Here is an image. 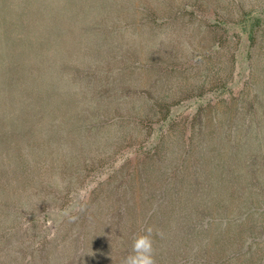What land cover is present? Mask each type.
Returning a JSON list of instances; mask_svg holds the SVG:
<instances>
[{
  "label": "rangeland",
  "instance_id": "374dc122",
  "mask_svg": "<svg viewBox=\"0 0 264 264\" xmlns=\"http://www.w3.org/2000/svg\"><path fill=\"white\" fill-rule=\"evenodd\" d=\"M9 1L1 4V21L13 6ZM143 1L153 16H143ZM131 4L133 10L115 13L94 28L92 40L84 39L98 52V80L83 98L91 113L60 148L66 165L52 183L54 195L60 196L56 202L65 197L66 187L73 189V202L88 200L94 191L96 200L103 199L108 183L120 184L140 152H155L154 160L135 166L140 171L143 166L144 173L126 182L135 184L126 195L152 199L155 209L167 204L166 197L172 203L181 200L197 183L201 189L191 199L193 206L177 210L197 215L199 231L207 225L211 199L232 202L242 211L254 203L260 238L252 247L247 240L241 256L226 264H264V0ZM257 24L251 45L250 27ZM249 70L254 77L247 75ZM227 102L240 114L231 126L226 122L230 112L220 110ZM189 135L192 141L185 143ZM170 172L176 176L169 178ZM185 181L181 192L171 190V182ZM259 247V254L252 255ZM200 254L196 264L225 260L211 246Z\"/></svg>",
  "mask_w": 264,
  "mask_h": 264
},
{
  "label": "trees",
  "instance_id": "16d2710c",
  "mask_svg": "<svg viewBox=\"0 0 264 264\" xmlns=\"http://www.w3.org/2000/svg\"><path fill=\"white\" fill-rule=\"evenodd\" d=\"M3 1L0 12L1 4H6ZM10 3L13 6L5 21L0 14V264H122L132 252L134 238L148 227L153 228L155 264H196L208 246L225 254L221 257L226 264L241 256L247 240L250 247L255 244L261 223L254 203L242 211L232 202L211 199L207 225L199 231L202 225L197 215L177 210L193 206L191 199L201 189L197 183L181 200L172 203L166 197L167 204L155 209L152 199L127 196V188L135 184L126 182L144 173L143 166L142 171L135 166L154 160L155 152H140L120 184L108 183L110 190L103 199L96 200L94 191L88 200L73 202L69 197L73 189L66 187L65 197L56 202L60 196L54 195L52 183L66 165L60 148L86 113H91L83 98L98 80V52L84 39L92 40L94 28L117 12L133 10V5L131 0ZM143 4V16H153L148 2ZM258 27H250L251 45ZM247 75L254 77L251 70ZM220 110L226 115L230 112L227 126L236 123L240 114L231 103ZM191 141L189 135L185 143ZM82 180L81 186L86 177ZM186 183L171 182V190L181 192ZM50 218H54L52 227H47ZM259 252L260 247L252 255Z\"/></svg>",
  "mask_w": 264,
  "mask_h": 264
},
{
  "label": "clouds",
  "instance_id": "9594fccd",
  "mask_svg": "<svg viewBox=\"0 0 264 264\" xmlns=\"http://www.w3.org/2000/svg\"><path fill=\"white\" fill-rule=\"evenodd\" d=\"M152 235L153 228L148 227L145 234L135 237L132 252L123 258L122 264H155Z\"/></svg>",
  "mask_w": 264,
  "mask_h": 264
}]
</instances>
